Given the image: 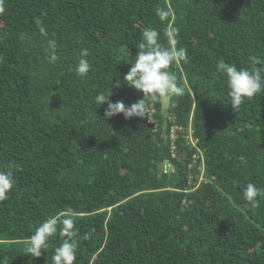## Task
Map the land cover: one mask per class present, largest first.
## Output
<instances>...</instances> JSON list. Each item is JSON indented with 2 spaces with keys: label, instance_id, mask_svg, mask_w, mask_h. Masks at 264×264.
Returning a JSON list of instances; mask_svg holds the SVG:
<instances>
[{
  "label": "trees",
  "instance_id": "trees-1",
  "mask_svg": "<svg viewBox=\"0 0 264 264\" xmlns=\"http://www.w3.org/2000/svg\"><path fill=\"white\" fill-rule=\"evenodd\" d=\"M3 6L0 170L13 165L15 183L0 201V264H52L59 231L40 257L26 253V241L46 219L69 214L80 237L74 264H264V193L256 208L243 199L248 183L264 188V92L233 110L215 70L221 60L264 66V0ZM146 27L186 49L187 62L168 69L184 94L167 97L164 111L165 97L149 102L147 118L103 120L98 93L126 106L142 98L123 77ZM82 48L85 77L73 70Z\"/></svg>",
  "mask_w": 264,
  "mask_h": 264
},
{
  "label": "clouds",
  "instance_id": "clouds-1",
  "mask_svg": "<svg viewBox=\"0 0 264 264\" xmlns=\"http://www.w3.org/2000/svg\"><path fill=\"white\" fill-rule=\"evenodd\" d=\"M4 0H0V14L5 11ZM157 15L163 21L169 16L164 9L157 11ZM39 32L47 36L45 27L39 17L35 18ZM178 41L170 36L167 45L159 42V33L155 28L146 27L142 32V42L138 46V52L134 62L123 77L126 85L142 93V98L126 106L122 100L110 101L111 95L100 92L93 98V102L99 106L107 104L103 113V120L110 119L117 114H122L124 119L133 117L147 118L149 102L157 103L163 97L182 96L184 89L177 84V77L168 71L174 62H187L185 48H177ZM54 40H47L50 62H55L57 56ZM89 51L82 48L79 52L78 62L73 69L80 76L85 77L91 68L87 59ZM259 63V59L253 60V65ZM216 72L223 75L227 80L229 103L233 110L238 109L245 99H250L260 92H264V66L252 68H238L235 64L226 63L223 60L216 64ZM55 94V93H54ZM13 165H8V170H0V201L8 199V193L14 186ZM264 193V188H258L253 183H248L243 191V199L246 206L256 208L259 206L257 197ZM183 210V209H182ZM60 224L58 229L57 225ZM63 237L62 243L55 248L52 255V264H74L76 260V248L79 234L75 229V221L71 214L58 220L48 218L35 229L26 241V253L31 257H40L49 246L48 241L57 232ZM83 239H89L85 234Z\"/></svg>",
  "mask_w": 264,
  "mask_h": 264
},
{
  "label": "rangeland",
  "instance_id": "rangeland-1",
  "mask_svg": "<svg viewBox=\"0 0 264 264\" xmlns=\"http://www.w3.org/2000/svg\"><path fill=\"white\" fill-rule=\"evenodd\" d=\"M162 103H163V104H162V108H163V111H164V110H166L167 105H168V104H167V97H165V98L163 99ZM171 169H172V168H171L170 166H166V167L164 168V171H165V172H170Z\"/></svg>",
  "mask_w": 264,
  "mask_h": 264
}]
</instances>
